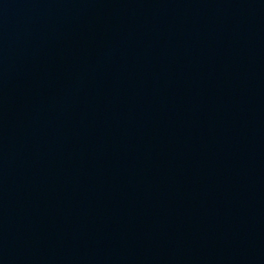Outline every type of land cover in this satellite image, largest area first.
Returning <instances> with one entry per match:
<instances>
[{"label": "water", "instance_id": "1", "mask_svg": "<svg viewBox=\"0 0 264 264\" xmlns=\"http://www.w3.org/2000/svg\"><path fill=\"white\" fill-rule=\"evenodd\" d=\"M0 264H264V0H0Z\"/></svg>", "mask_w": 264, "mask_h": 264}]
</instances>
